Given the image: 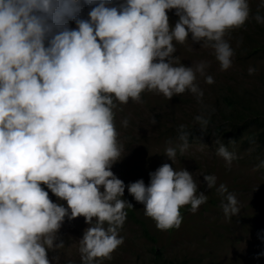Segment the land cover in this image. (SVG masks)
Wrapping results in <instances>:
<instances>
[{
    "label": "clouds",
    "instance_id": "clouds-1",
    "mask_svg": "<svg viewBox=\"0 0 264 264\" xmlns=\"http://www.w3.org/2000/svg\"><path fill=\"white\" fill-rule=\"evenodd\" d=\"M251 18L248 0H0V264H52L58 256L50 260L48 251L67 248L79 264H100L97 258L122 249L127 224L148 240L142 248L149 255L156 236L129 220L137 208L163 232L181 228V206L195 212L208 198L177 166L189 132L181 124L176 146L126 154L125 144L139 138L126 142L119 109L144 90L171 100L185 90L202 96L197 73L213 82L206 62L176 63L174 41H202L227 69L233 49L224 34ZM254 18L264 26V11ZM195 119L201 130L208 124L203 115ZM216 153L229 166L235 158L224 143ZM254 155L264 166V147ZM145 157L154 171L143 166ZM197 181L212 188L217 178L201 173ZM216 192L225 216L238 219L235 195L223 183ZM253 223L264 232L258 216L250 232ZM67 225L81 229L80 255Z\"/></svg>",
    "mask_w": 264,
    "mask_h": 264
},
{
    "label": "rangeland",
    "instance_id": "rangeland-1",
    "mask_svg": "<svg viewBox=\"0 0 264 264\" xmlns=\"http://www.w3.org/2000/svg\"><path fill=\"white\" fill-rule=\"evenodd\" d=\"M254 1L256 6L261 3V0ZM171 13L175 15L176 10L171 9ZM170 25H174V23L171 22ZM241 25L243 31L246 32L248 26L245 23ZM238 38L239 34L234 30V27L226 30L224 34V39L233 49L232 63L227 69H221L219 61L215 58L214 50L210 46H205L202 41H192L191 36L183 43L174 41L176 51L173 55L177 58L175 62L190 66L191 63L205 61L207 65L205 74L211 75L213 82L206 83L204 77L197 73L195 82L203 92L199 98L185 90L183 93L174 95L179 100L172 101V98H166L157 91L144 90L141 92L139 101L129 98L127 103H122L123 106L118 113L121 122L132 116V110L135 107H137L136 111L141 112L139 117L135 115L136 119L129 127L130 133L137 138L151 137L150 139L144 138L147 145L141 141L130 142L128 146L125 144L126 154L140 147H144L147 151L149 148L166 149L167 145L176 146L179 143L177 138L169 139L175 135V132L171 131L172 126L169 119L171 118L174 123L173 128L176 129L179 122L172 117L186 119L180 122L184 123L194 115L195 108L200 112L207 109L212 94L215 93V88L219 85L235 84L237 89H241L242 92L247 89L254 94L264 95V78L262 77L264 59L260 54L253 53L246 57L245 52L242 51L243 56L237 60L235 49L239 41ZM259 42L261 44L257 42L256 46L262 45V42ZM249 67L255 69L251 74L248 71ZM258 100H263V96ZM158 119L163 120L164 125L158 126ZM226 137L207 135L204 138L202 136L198 141L188 139V146L183 154L177 149L180 153L177 166L179 168L185 166L191 172L198 186L197 192L207 193L206 202L199 205L195 212L189 210L190 205H183L180 212L182 224L180 223L179 227L181 228L178 230L163 232L164 229L158 228L152 218L147 220L150 231L156 236L155 243L158 249L168 257L178 258L177 261H190L193 264H213L214 261L217 264H264V250L260 248V245L264 246V232L258 228L257 223H253L254 231L250 232L252 219L264 211V207L260 203L264 196V166L259 167V163L255 161L257 157L250 156L252 148L239 154L236 150L226 146L229 151L235 153L231 165H227L225 160L216 153L218 144L226 145L231 136L228 139ZM155 140H157L158 146L153 144ZM126 142H129V137ZM238 146L239 143L233 147L237 148ZM140 157V151L136 150L133 156L134 163H138ZM261 160L262 158L257 161ZM142 163L144 167H152V171L158 167L153 166V163L147 161L146 157L143 158ZM201 173L214 174L217 178L216 186L223 183L227 186L228 191L235 195L237 207L241 213L238 219L232 220L233 215L225 216L221 207L222 197L216 192V186L208 188L206 183H198L197 177H200ZM254 200L255 204H253ZM243 204H245V208H241ZM79 219L85 223L82 217ZM263 219L260 217L261 227L264 230ZM67 229H70L69 233L74 237L72 249L80 255L81 229L70 225H67ZM125 234L126 238L122 249H119L112 257L110 254V257H107L104 262L97 258L100 264H148L150 256L142 248L148 240L140 235V229L127 224ZM220 234L222 237L218 238ZM245 252L248 253L245 254ZM55 254L59 259L66 257L68 248ZM48 256L50 260L53 257L49 253ZM198 260L201 261L197 262ZM52 264L58 263L56 260H52Z\"/></svg>",
    "mask_w": 264,
    "mask_h": 264
},
{
    "label": "trees",
    "instance_id": "trees-1",
    "mask_svg": "<svg viewBox=\"0 0 264 264\" xmlns=\"http://www.w3.org/2000/svg\"><path fill=\"white\" fill-rule=\"evenodd\" d=\"M248 4L249 13L252 18L246 24L248 26L247 31L244 32L243 27H234V30L239 34V41L235 49V57H237L238 60L243 56L242 51L245 52V56L247 57L256 50L258 51L255 52L256 55L261 54L263 55L264 59V47H262V45H264V26L259 25L260 23H258L254 18L257 12H259L261 15V12L264 11V0H261V3L258 6L255 5L254 0H249ZM242 35L246 37L243 38ZM258 35H260L259 39L262 40V45H260L259 47L256 46L257 42L261 44L256 38ZM262 77L264 78V73H262ZM261 96H263L262 101L258 100ZM261 96L254 94L252 93V91H248L247 89L242 92L241 89H237V85L235 84L228 86L219 85L215 88V93L212 94L211 101L207 109H203L200 112L197 108H195L193 111L194 115L190 116L191 119L184 123L180 122L185 121L186 119L172 117L174 119H177V121L179 122L176 126V129L173 128L174 123L171 121V118L169 119V122L172 126L171 131L175 132V135H173V137H169V139L177 137V129L179 125L183 124L185 126V130L189 132L188 139L191 141H198L202 136L204 138L207 135L216 137H220L222 135L227 136V139L229 136H231L228 141L229 143L227 142L226 146L229 149L236 150L239 154H241L244 153V150L254 145L253 151L250 152V156L252 157L254 153H260L261 148L264 147V95ZM175 100H179V98L174 97L172 101ZM135 109H137V107H135ZM135 115L139 117L141 115V112L135 110V113L127 118L128 123L126 126H124L118 119L116 121L117 127H119L120 129H128L129 131V127H131V125L133 124V120L136 119ZM197 115H203L208 119V124L203 130H201L199 122L195 119ZM157 125H164V121L158 119ZM229 129H231L232 131H230ZM130 137H134L133 134L130 133L129 138ZM144 138L146 137L144 136ZM144 138H139L138 141L144 142V144L147 145ZM238 143L239 146L237 148H234L233 146ZM141 148L144 151L146 150L144 147ZM256 162L259 163V161ZM182 209L183 206H181L180 212L182 211ZM77 217L73 218V220L71 218L70 221L76 222ZM260 217L264 218V211L261 215L258 216L259 221ZM129 220H133V224L139 226L143 230L144 236H146L150 240H154V236L151 235L150 228L147 225V219L145 216H143L141 210L137 208L134 213L132 211H129ZM77 223H79L80 225L85 224L81 221ZM260 248L264 250L263 245H260ZM149 251L150 258L148 259V264L152 261L153 262L150 264H187L188 262L182 260L177 261L178 258L176 257H168L163 251L157 248H151ZM48 253L52 256H57L56 254H52L51 250H49ZM105 260H107V258L103 257L102 261L104 262ZM57 263L79 264L69 256L62 257L60 259L58 258Z\"/></svg>",
    "mask_w": 264,
    "mask_h": 264
}]
</instances>
